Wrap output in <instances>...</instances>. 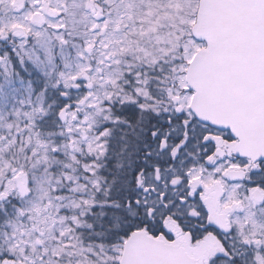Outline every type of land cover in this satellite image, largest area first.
I'll list each match as a JSON object with an SVG mask.
<instances>
[{"label":"snow or ice","instance_id":"snow-or-ice-1","mask_svg":"<svg viewBox=\"0 0 264 264\" xmlns=\"http://www.w3.org/2000/svg\"><path fill=\"white\" fill-rule=\"evenodd\" d=\"M0 264H264V0H0Z\"/></svg>","mask_w":264,"mask_h":264}]
</instances>
